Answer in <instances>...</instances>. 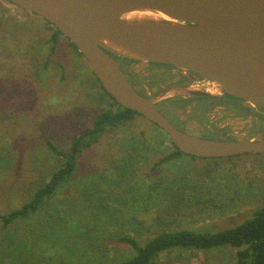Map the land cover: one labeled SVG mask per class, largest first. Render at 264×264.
Returning <instances> with one entry per match:
<instances>
[{
	"label": "rangeland",
	"instance_id": "rangeland-1",
	"mask_svg": "<svg viewBox=\"0 0 264 264\" xmlns=\"http://www.w3.org/2000/svg\"><path fill=\"white\" fill-rule=\"evenodd\" d=\"M54 30L36 14L0 0L1 214L29 200L62 166L49 142L67 152L102 109L116 108L69 41L62 35L51 40ZM127 64L145 95L167 87V71ZM175 97L192 98L169 93L157 103L182 107L170 100ZM228 109L219 113L234 132L227 139L264 135V110L254 116ZM172 150L162 129L139 114L106 127L36 212L6 227L0 221V264H115L135 253L123 236L144 244L161 231L215 232L243 223L264 205V154H181L158 164ZM233 255L229 246L174 249L159 253L152 264H232Z\"/></svg>",
	"mask_w": 264,
	"mask_h": 264
},
{
	"label": "water",
	"instance_id": "water-1",
	"mask_svg": "<svg viewBox=\"0 0 264 264\" xmlns=\"http://www.w3.org/2000/svg\"><path fill=\"white\" fill-rule=\"evenodd\" d=\"M47 21L87 61L117 105L154 123L183 154L223 158L264 154L258 139H212L174 126L159 99L206 95L195 87L167 86L144 95L117 58L191 71L212 87L264 109V0H7ZM147 12L154 17H130Z\"/></svg>",
	"mask_w": 264,
	"mask_h": 264
},
{
	"label": "trees",
	"instance_id": "trees-1",
	"mask_svg": "<svg viewBox=\"0 0 264 264\" xmlns=\"http://www.w3.org/2000/svg\"><path fill=\"white\" fill-rule=\"evenodd\" d=\"M45 22L48 23L47 21ZM59 35H61L60 32L55 29L51 40L55 41ZM70 45L77 50L72 43ZM78 54L81 55L79 52ZM92 76L95 84L101 88L102 95L108 97L111 104L116 105V108L114 110L109 108L102 109L93 119L92 126L72 139L67 152L58 149L50 142L48 143L51 151L64 160L62 166L53 170L48 180L41 184L35 190L33 196L20 207L11 209L5 214L0 213V221L4 227L14 220L28 217L36 212L45 201L49 200L60 184L71 177L76 169V159L80 151L96 142L106 127L112 128L124 124L136 114L130 109L117 105L102 89L93 73ZM172 147V152L163 155L159 159L158 164L178 158L183 154L174 145ZM131 149L134 151L135 147L133 146ZM182 180L184 182L187 179L182 177ZM158 222L160 220L156 221V223ZM123 239L134 248L135 253L131 257L122 259L115 264H152L161 252H168L174 249L208 250L223 246H229L234 250L232 264H264V205L254 210L253 215L243 223L215 232H203L192 229L161 231L153 234L144 244H140L135 238L129 236H123Z\"/></svg>",
	"mask_w": 264,
	"mask_h": 264
},
{
	"label": "flooded vegetation",
	"instance_id": "flooded-vegetation-1",
	"mask_svg": "<svg viewBox=\"0 0 264 264\" xmlns=\"http://www.w3.org/2000/svg\"><path fill=\"white\" fill-rule=\"evenodd\" d=\"M128 60L130 59L117 58V61L121 69L125 73L131 85L142 94H144V92L142 91V87L135 86V83L133 82L129 74L130 70L128 66H130V64H127L129 62L132 63L134 62L135 64L138 63L139 66L149 65L151 67L160 68L161 70H163V72L164 70L167 71L168 74H170L171 76L169 80L172 79V81L168 80L166 86L195 87L197 90L208 93L206 95H199V96L193 95L191 96L192 98L190 97L191 101L190 100L188 101L187 99L184 100L183 98H180L179 100L178 97H175L174 99H170V100H178L180 104H183L182 107L162 106V104L159 103L156 104L158 109L166 116V118L174 126L185 132H189L203 137H206L207 135H217L221 137V139L234 138L231 136V134H233L234 132H232V130L229 129V126L226 125V123H221L222 117H220L221 114H219L220 109L223 108L225 110V114L228 112L227 111L228 108H229L228 109L229 113H233L235 115L237 114L236 109L239 108L242 109L239 110V112L241 111L248 112L254 116H260L261 113L263 114L264 109L259 105L246 102L239 98L237 99L236 97L226 92H223L219 89H216L214 91V87H212L211 84L212 81L194 72L181 70L174 66L166 65V64H160L154 62H141L135 60L128 61ZM171 72L173 74H171ZM186 100L187 102H185ZM237 101L238 103H235ZM164 111L169 113L170 115L166 114ZM169 116L172 118V120L169 119ZM191 116H195L197 120L196 119L192 120V118H190ZM201 122H203V126H201ZM261 129H262L261 131H264V127ZM251 135L252 134H250V136ZM235 138H237V136Z\"/></svg>",
	"mask_w": 264,
	"mask_h": 264
},
{
	"label": "bare ground",
	"instance_id": "bare-ground-1",
	"mask_svg": "<svg viewBox=\"0 0 264 264\" xmlns=\"http://www.w3.org/2000/svg\"><path fill=\"white\" fill-rule=\"evenodd\" d=\"M130 17H146V16H149V17H154L152 14L150 13H147V12H136L135 14H130L128 15ZM212 84V83H211ZM209 90V89H208Z\"/></svg>",
	"mask_w": 264,
	"mask_h": 264
}]
</instances>
